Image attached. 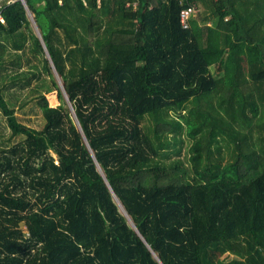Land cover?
Wrapping results in <instances>:
<instances>
[{
    "label": "trees",
    "instance_id": "obj_1",
    "mask_svg": "<svg viewBox=\"0 0 264 264\" xmlns=\"http://www.w3.org/2000/svg\"><path fill=\"white\" fill-rule=\"evenodd\" d=\"M0 14V264H264V0Z\"/></svg>",
    "mask_w": 264,
    "mask_h": 264
},
{
    "label": "rangeland",
    "instance_id": "obj_2",
    "mask_svg": "<svg viewBox=\"0 0 264 264\" xmlns=\"http://www.w3.org/2000/svg\"><path fill=\"white\" fill-rule=\"evenodd\" d=\"M4 0H0V3H2ZM30 19L33 21V16L32 14L30 15ZM34 22V21H33ZM35 30L38 31V29L35 27ZM27 67V66H26ZM214 73L215 69L213 68ZM217 76V74H215ZM36 83V80L33 81L34 85ZM16 94H18L16 92ZM8 99H11L13 103H11L13 106H15V110H16V114L18 115L19 119L23 122H26L28 124H30L33 127H36L38 129H41L43 127L44 124V120L41 114V110L38 106L37 103H35L34 101H30L29 103H26V105L22 108L21 107V102L24 99L22 95L19 96L18 99H16L15 97L12 96H8V92L6 94ZM48 100H49V104L51 105V102L55 99L56 100V104L55 106H58L60 104V100L58 98V92L54 91L51 93L47 94ZM54 106V105H51ZM2 117V115H0ZM5 127V119L1 118V123H0V132L2 131L1 129H4ZM183 144L181 145V150H180V154L176 155L173 154V157H180L181 159H183V161L185 163H189L188 157H189V147H190V141L187 138L186 133H183ZM234 255H228L226 256L227 259H231L233 258Z\"/></svg>",
    "mask_w": 264,
    "mask_h": 264
},
{
    "label": "built area",
    "instance_id": "obj_3",
    "mask_svg": "<svg viewBox=\"0 0 264 264\" xmlns=\"http://www.w3.org/2000/svg\"><path fill=\"white\" fill-rule=\"evenodd\" d=\"M84 1L86 3V0ZM97 1L100 2V0ZM199 12H200V7L196 4L190 5L188 7H184L180 12V19L183 28H189L191 18L196 17ZM0 21L1 22L5 21L1 14H0Z\"/></svg>",
    "mask_w": 264,
    "mask_h": 264
},
{
    "label": "water",
    "instance_id": "obj_4",
    "mask_svg": "<svg viewBox=\"0 0 264 264\" xmlns=\"http://www.w3.org/2000/svg\"><path fill=\"white\" fill-rule=\"evenodd\" d=\"M24 1V0H23ZM65 95H66V93H65ZM68 99V98H67Z\"/></svg>",
    "mask_w": 264,
    "mask_h": 264
}]
</instances>
